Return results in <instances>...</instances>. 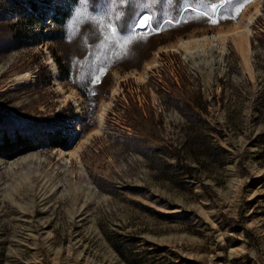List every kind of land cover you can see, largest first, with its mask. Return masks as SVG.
<instances>
[{
    "label": "rangeland",
    "instance_id": "obj_1",
    "mask_svg": "<svg viewBox=\"0 0 264 264\" xmlns=\"http://www.w3.org/2000/svg\"><path fill=\"white\" fill-rule=\"evenodd\" d=\"M257 1L194 0L175 21L138 29L140 14L151 16L139 0L135 25L119 34L116 0H79L53 41L43 11L53 2L25 26L24 1L0 0V128L39 122L69 134L65 150L0 157V264H264V0L249 69L230 39L215 65L171 49L229 30ZM45 48L78 112L53 87ZM24 72L33 84H15ZM116 85L102 131L64 162L59 151L96 127ZM32 153L38 161L4 168Z\"/></svg>",
    "mask_w": 264,
    "mask_h": 264
},
{
    "label": "trees",
    "instance_id": "obj_2",
    "mask_svg": "<svg viewBox=\"0 0 264 264\" xmlns=\"http://www.w3.org/2000/svg\"><path fill=\"white\" fill-rule=\"evenodd\" d=\"M21 3L22 13H19L23 20L26 19L25 26H34L41 20L36 14V10L45 5L48 7V2H53L54 7H49L51 14L47 10H43L44 16H50L53 24V29L48 34V39L56 41L64 37L66 23L72 15V9L78 4L79 0H23ZM139 0H116L115 9L117 10L113 22L115 30L119 34L131 29L134 22L140 13L138 7ZM150 7L148 11L151 15V24L157 27L163 20L175 21L179 13L183 10V6H189L198 9V5L194 0H149ZM185 10H189L188 8ZM43 16V17H44ZM47 16V17H48ZM60 70L62 68L61 61L56 58ZM63 76V75H62ZM1 118L2 115H0ZM2 123L0 122V126ZM61 129V128H60ZM59 127H45L39 122L32 123L27 130L0 128V157L10 159L18 155H23L25 152L35 151L39 148L65 147L68 141V132L65 136ZM84 131V130H82Z\"/></svg>",
    "mask_w": 264,
    "mask_h": 264
},
{
    "label": "bare ground",
    "instance_id": "obj_3",
    "mask_svg": "<svg viewBox=\"0 0 264 264\" xmlns=\"http://www.w3.org/2000/svg\"><path fill=\"white\" fill-rule=\"evenodd\" d=\"M260 1L258 0L256 3V6L254 7L253 12L245 15L244 21H235L233 23V26L227 31H218L215 32L213 35H205L202 34L199 37L195 36H188L184 39H179L175 41L172 45V50L182 53L183 58L187 59L191 62L192 65H199L200 63L207 64V65H215L222 61L225 53H226V43L228 39H230L231 43L233 44V47L235 51L238 52L240 55V58L242 60L243 65L249 69L248 64V56L251 52L250 50V31H251V24L253 22V19L259 14L260 12ZM147 15L146 13L140 14L138 17L137 22L141 19L142 16ZM137 24V23H136ZM46 64L49 66V72H51V83L53 84V87H55L56 90H58V93L60 94V99L64 104L67 102L72 101V106L75 111H79V104L76 98V95L74 94V89L69 87L65 88L62 86V82L58 80V72L56 68V62L51 57L47 49L44 50ZM158 53L155 52V57H157ZM154 62L147 63L143 67L142 72L140 75L137 73L138 76L136 77L138 80L145 79L147 77L149 68L153 66ZM135 75V74H134ZM15 81V84L17 83L20 86L27 85V84H33L34 81V75H32L29 72L20 73L19 75H16L13 79ZM119 86H115L112 89L111 97L108 101L101 104L97 113H96V127L90 132L86 133L81 139L77 141V143L74 145L73 148H68L66 151L60 150L59 156L64 160V162L68 163L70 158H76L78 159L79 152L83 148V144L87 143L88 140L91 138L92 135H95L97 133H100L102 130V125L105 119V114L107 110L110 108L112 103V97L113 95L118 91ZM78 129V126H77ZM65 150V149H64ZM39 156L37 154L32 153L29 155H24L22 158H20L19 161H9L5 165L4 168H11L18 165H22L23 162L35 160L38 161Z\"/></svg>",
    "mask_w": 264,
    "mask_h": 264
},
{
    "label": "snow or ice",
    "instance_id": "obj_4",
    "mask_svg": "<svg viewBox=\"0 0 264 264\" xmlns=\"http://www.w3.org/2000/svg\"><path fill=\"white\" fill-rule=\"evenodd\" d=\"M228 2L231 3L232 0H228ZM240 10L241 9L238 7L236 9V12L238 13ZM213 11H215V6H213ZM201 15H203V14H201ZM151 20H152L151 16H148V15L142 16L141 19L137 22L136 28H138V29L147 28L151 24ZM211 22L213 24L218 23V21H216V20H212ZM134 38H135L134 36H130L123 43L126 45V44H128Z\"/></svg>",
    "mask_w": 264,
    "mask_h": 264
},
{
    "label": "water",
    "instance_id": "obj_5",
    "mask_svg": "<svg viewBox=\"0 0 264 264\" xmlns=\"http://www.w3.org/2000/svg\"><path fill=\"white\" fill-rule=\"evenodd\" d=\"M63 149H66V147H64Z\"/></svg>",
    "mask_w": 264,
    "mask_h": 264
}]
</instances>
